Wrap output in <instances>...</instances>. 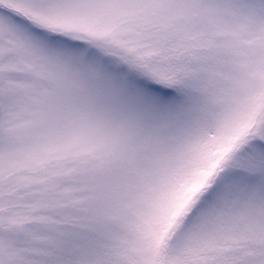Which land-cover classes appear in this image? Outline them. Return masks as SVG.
<instances>
[{
	"label": "snow or ice",
	"instance_id": "1",
	"mask_svg": "<svg viewBox=\"0 0 264 264\" xmlns=\"http://www.w3.org/2000/svg\"><path fill=\"white\" fill-rule=\"evenodd\" d=\"M0 264H264V0H0Z\"/></svg>",
	"mask_w": 264,
	"mask_h": 264
}]
</instances>
